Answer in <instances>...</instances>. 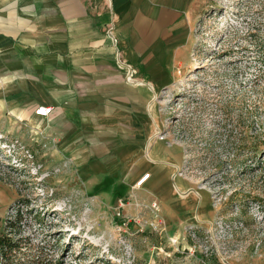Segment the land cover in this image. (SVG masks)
I'll return each instance as SVG.
<instances>
[{
	"label": "rangeland",
	"instance_id": "obj_1",
	"mask_svg": "<svg viewBox=\"0 0 264 264\" xmlns=\"http://www.w3.org/2000/svg\"><path fill=\"white\" fill-rule=\"evenodd\" d=\"M193 9L187 57L155 92L157 135L130 167L122 140L0 112V219L20 212L42 264H264V0Z\"/></svg>",
	"mask_w": 264,
	"mask_h": 264
},
{
	"label": "crops",
	"instance_id": "obj_2",
	"mask_svg": "<svg viewBox=\"0 0 264 264\" xmlns=\"http://www.w3.org/2000/svg\"><path fill=\"white\" fill-rule=\"evenodd\" d=\"M194 2L0 0V112L19 122L48 119L65 139L122 140L130 167L157 135L155 92L187 57ZM40 106L53 108L50 117L35 115Z\"/></svg>",
	"mask_w": 264,
	"mask_h": 264
},
{
	"label": "trees",
	"instance_id": "obj_3",
	"mask_svg": "<svg viewBox=\"0 0 264 264\" xmlns=\"http://www.w3.org/2000/svg\"><path fill=\"white\" fill-rule=\"evenodd\" d=\"M22 225L20 212L15 219H0V264H42L40 252L30 249L31 239L23 235Z\"/></svg>",
	"mask_w": 264,
	"mask_h": 264
},
{
	"label": "built area",
	"instance_id": "obj_4",
	"mask_svg": "<svg viewBox=\"0 0 264 264\" xmlns=\"http://www.w3.org/2000/svg\"><path fill=\"white\" fill-rule=\"evenodd\" d=\"M110 34H111V32H110ZM52 111H53V108H51V107L40 106V107L36 108L35 115L40 117V118H48L52 114ZM150 177H151V174L147 173L139 182H137L133 186V190L142 189L145 186L146 182L150 179ZM153 209H155L156 211H159L160 207H159V205L157 203H154L153 204ZM152 226H155V227H153L154 229L157 228V225H155L154 223L152 224Z\"/></svg>",
	"mask_w": 264,
	"mask_h": 264
}]
</instances>
